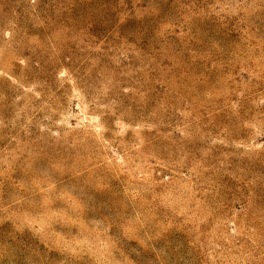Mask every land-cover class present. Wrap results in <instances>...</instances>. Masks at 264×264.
<instances>
[{
    "label": "rangeland",
    "instance_id": "rangeland-1",
    "mask_svg": "<svg viewBox=\"0 0 264 264\" xmlns=\"http://www.w3.org/2000/svg\"><path fill=\"white\" fill-rule=\"evenodd\" d=\"M0 264H264V0H0Z\"/></svg>",
    "mask_w": 264,
    "mask_h": 264
}]
</instances>
